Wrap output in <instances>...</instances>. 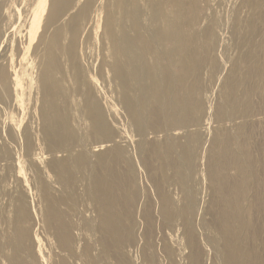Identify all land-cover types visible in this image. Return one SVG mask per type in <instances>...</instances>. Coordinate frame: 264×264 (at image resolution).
Instances as JSON below:
<instances>
[{
    "label": "bare ground",
    "instance_id": "1",
    "mask_svg": "<svg viewBox=\"0 0 264 264\" xmlns=\"http://www.w3.org/2000/svg\"><path fill=\"white\" fill-rule=\"evenodd\" d=\"M240 1L246 17L239 19L243 8L238 7L230 25L240 54L219 83V98L208 105L209 113L202 96L207 89L203 70L210 68L212 79L218 72L214 51L221 20L212 15L205 21L201 0H107L100 39L107 40L109 54L96 70L81 60V46L89 37L86 25L98 10L96 0H84L78 7L76 0H49L33 48L38 107L24 124L12 114V89L18 81L11 78L9 67L0 66V264H134L128 248L137 243L139 179L136 162L116 142L113 108L102 101L105 94L96 86L105 64L138 136L139 165L155 190V199L143 208L144 244L150 248L144 259L159 264L158 251L172 259V248L163 242L157 248L156 241L163 227L172 228L180 219L189 263L202 264L189 178L207 142L201 126L211 114L220 126L207 144L204 162L213 191L210 224L216 236L211 243L223 264H264V120H253L264 116V0ZM39 16L31 19L29 41L39 28ZM36 115L38 125L32 122ZM226 122H234L231 130ZM259 130L262 137L256 138ZM148 133L154 137L147 138ZM79 182L96 212L93 222L73 220L83 198L75 190ZM52 183L61 188L59 196L51 193ZM170 184L184 194L180 208L172 200ZM30 188L38 192L36 200L31 196L30 201ZM34 201L44 204L43 230L54 240V250L51 245L46 254L40 245L36 249L39 210ZM75 229L97 234L95 242L75 235Z\"/></svg>",
    "mask_w": 264,
    "mask_h": 264
},
{
    "label": "rangeland",
    "instance_id": "2",
    "mask_svg": "<svg viewBox=\"0 0 264 264\" xmlns=\"http://www.w3.org/2000/svg\"><path fill=\"white\" fill-rule=\"evenodd\" d=\"M45 1H47V2H45ZM83 1L84 0H76V3H77L76 7H78L79 6L78 4H81ZM106 1L107 0H96V8L99 10V12H98V14H97L98 10L96 12H93L94 17L92 16V18L89 21L90 23L86 25V33L89 34V37H88L87 42H85V44L83 43L81 46V48H82L81 49V53H82L81 60L83 61L82 63L84 65L89 63L88 65L94 70L97 69L100 62H102L103 60H105V61L108 60V54H109V50H108V46H107L108 42L104 38L103 39H104L105 43H104V41H101V39H100L102 22H103V19H102L103 15H101V14H104L103 10H104V5H105ZM207 2L209 3L208 6H206ZM201 3H202V6L204 7V18L203 19L205 21L207 20V17L212 16V15L213 16L215 15L216 18L221 20L220 26L216 29V33L218 32L217 33L218 39H220L222 42L220 40L218 41L219 46H216V49L214 51L215 58L217 59L216 62L218 65V72L219 73L216 71L217 73L215 72L214 78L212 79L210 76V74H211V71L209 70L210 68H206L209 66L207 65L205 67L208 71L206 69L203 70V78H204L203 81L205 79L207 80V82H206V80L204 82L207 89L204 90L205 92L202 94V96H204V98L206 100L208 99L207 101L205 100V104L207 105V107H205L206 111L208 109V112L212 113L210 111V108L208 105L211 104L210 106H212V104L216 103V101L218 100L221 80L223 79V76L226 74V72L231 68L233 61L240 54V48L236 49L238 47V45L236 43V39H235V37H233V35H231L232 34L231 33V27H230L231 22L236 15L238 16L237 11H242L241 9L243 8L244 12L243 11L242 12L244 14L242 12L239 13V17H240L239 19H241V20L246 17L247 12H246L245 7H242L241 5L239 6V4H241L240 0H201ZM41 4H43V5H41ZM41 4L39 5V0H0V11L3 12V15L1 12L2 16L0 17L1 18L0 19V54H2V56L0 55V66H2L4 64L3 66H5L6 68L9 67L8 70L11 73V78L18 81L16 87L14 86L15 87L14 90L12 89V93H14V94H12V96H13V99L15 100V101H13L15 104V107H14L12 114L14 115V117L17 120L22 121L23 124L28 122L27 119L30 118V116L32 115V112L33 111L35 112L37 110L38 101H39L38 99L40 97L38 85L36 83L37 82V79H36L37 78V68H36L37 58L34 55L33 48H34L35 44L37 43L39 35L42 33V30H43L42 27L44 25L45 16L47 14L48 6H49V0H43ZM238 7H240L239 10H237ZM206 8H208V9H206ZM213 12H214V14H213ZM33 13L36 15L37 14L40 15L39 16L40 20H39V25H38L39 28L35 34V37L31 41H29V36H28L27 30H28V27L30 25L31 19L34 16ZM243 16H245V17L243 18ZM202 20L200 21L201 22L200 27H202L203 23L205 22L204 20H203L204 22H202ZM222 34H224V35H222ZM222 38H224V39L222 40ZM102 43H103V45H102ZM234 46H235V48H234ZM222 48H224V49H222ZM219 61H220V63H219ZM1 62H2V64H1ZM86 62H88V63H86ZM10 64H11V66H10ZM108 68L109 67L106 64L103 66L102 74H98L96 77L97 78L96 86L101 91L103 96L105 94L104 97L106 99L104 98V100L102 99V101H105L108 105L110 104L109 106L111 108H113L112 112L114 113V116L116 119V123L114 122L115 125L113 124V126L115 127L116 131L118 132L117 133L118 136L116 137V142H118V144H120L121 146H123L126 149V153L128 154L127 155L128 157L130 155L133 157V158L132 157H129V158L132 159L133 163L136 162V163H134L135 168H136L135 169L136 178H137L136 181L138 179L140 180V181L138 180L136 182V185L138 188V202H137V205L135 208V217L137 220V226H136L137 243L136 244L138 245V247L136 248V246H137L136 244L129 247L128 253L130 255V258L132 260H134L133 261L134 264H149L148 261L146 259H144V256H143V252H145L146 250H147L146 252H149L150 248L146 247L144 244L146 225H145V221H144L142 215H143V208L147 205V203H149V201L152 202L153 201L152 198L155 199V190H154L153 185L151 183H149L150 181H149L148 175L146 173V170L143 168V166L139 165L140 159H139L138 150L136 149L137 148L136 144L138 142V136L135 135V133L133 131V127L131 126V124H129L128 120H126L127 117H125L126 116L125 111L123 109L122 104L120 103V101L118 99V91H116V89L113 87V84L111 83V75H110ZM101 75H102V77H100ZM204 75H205V77H204ZM33 76H34V79H33ZM98 78L101 80H99ZM34 81H35V83H33ZM15 94H18V95H15ZM20 102H21V104H20ZM23 102H24V104H23ZM20 106L22 109L20 108ZM0 107L2 108V106H0ZM20 109L22 110V112ZM25 109H26V111H25ZM25 112H26V114H25ZM28 114L30 116H28ZM116 114H118V115H116ZM123 115H124L125 119H124ZM208 115H207V118L209 117L208 118L209 120L206 121L208 124H205V122H204L201 126L202 127L201 131H202V135H203V140L205 141V139H206L207 142L204 146H202L200 148V151L198 152V156L195 158L196 169L193 172H191V174H190L189 186H190V188L193 192V195L196 199V211H195V215L193 216V220L195 219L194 223L195 224L197 223V225L194 224V226H195L194 229L196 230L195 232L198 233L196 235H197V238L199 237L198 239H199V242L201 244L200 247L202 249V264H223L222 263L223 262L222 257H221V255H219L220 253L216 250L214 245L211 243L212 238L214 236H216V229L210 224V221L212 219V211H211L210 202H211V199L213 196V191H212V188H211L210 183L208 181L207 172H206L205 163H204L205 162V156H206L207 144H208L209 140L211 139V137L214 135L217 128H219L220 126H219V123L214 120V118L211 114H210V116H208ZM256 117H253V120L258 121V120H260V118H261L260 121L264 120V116H262V115H259L257 118ZM22 118H23V120H22ZM120 118H122V119H120ZM121 120L123 123L121 122ZM32 122H35L37 125L39 124L37 115L33 117ZM127 123L130 127L127 125ZM217 123H218V125H217ZM232 123H234V122H228V123L226 122L225 128L228 129V127H231V128H229V130H231L232 129ZM116 124H118V125H116ZM124 124H126L127 127ZM131 127H132V129H131ZM191 128H193V127H191ZM258 133H257L258 136L256 135V138L262 137V134H263L262 130H259ZM148 134L146 135L147 138L149 137V139H150V136L154 137L153 133H151V134L148 133ZM159 134H157L156 137L158 139H161L162 134L161 135H159ZM131 135L134 138H132ZM0 141H1V139H0ZM182 141H183V139H182ZM134 153H136V155ZM59 155H61V154H59ZM44 159L46 161L47 157H44ZM231 173H232V171H230V174ZM138 174H139L140 178L138 177ZM54 184L55 183H52L51 186H52L53 190H50V191L54 195L56 193V196H59L61 194V191H60L61 188L57 184H56V186H54ZM148 184H149V187H148ZM78 185H80V186H78ZM83 187H84V183L79 182V184L76 185V189H75L76 193H78V195L80 194L81 198L83 196V198H82L83 202L82 201L80 202L82 205L80 203L78 204L79 206L77 205V211L79 213L77 212V214L75 216H73V220L74 221L77 220L76 221L77 223L78 222L82 223L83 220L93 222L95 220L94 218H96L95 217L96 212L94 211V208L92 207L90 200L88 198H85L83 195V193H85V187L84 188ZM167 188H169L168 189L169 192L170 191L172 192V193L170 192V194H172L171 197H172V200L174 199L173 201L175 203L176 208H180L183 205L182 203L185 202L183 192L180 190L179 187H177L175 185L170 184L169 186H167ZM30 191H31V193H30ZM79 192H82V193H79ZM29 193H30V197H29L30 201L32 200L31 196H33L34 200H36L35 196H38V192L36 191V189L30 188ZM140 194H141V197H140ZM182 199H184V200H182ZM182 201H184V202H182ZM86 202H87V204H86ZM31 204L33 205V207H35L37 210H39L40 221L38 219L37 225L34 227V232H36L35 238H36V240L38 239L35 242L36 243V249H37V245H40L41 248L43 249L44 253H45L48 251L49 246L52 245V247H53L54 240H53V237L48 232L46 233L43 230L44 224L42 223L40 215H41L42 209L44 208V207H42V206H44V204L39 203L37 201L36 202L34 201V203H31ZM208 206H209V208H208ZM61 207H64V206H61ZM80 210H81V212H80ZM206 210H208V211H206ZM84 214L86 217L84 216ZM202 221H203V223H202ZM176 223H178V224L176 225ZM176 223H174V226H172V228L171 227L170 228L169 227H163L160 231V235L158 233L159 237L157 238V241H156V244L158 246L156 245V247L159 248L163 242V243L168 244V246L170 248H172V250H173V255H172L171 260H168L165 256H163L162 253H160L158 251L159 255L157 254L156 258L158 259L157 261L159 262V264L160 263L161 264H163V263L164 264H167V263L168 264H174V263L175 264H190L189 263V257H188L189 253H190V248L186 244V236L184 235L181 220L177 219ZM83 232L84 233H82L78 229H75V231H74L75 235L78 234V236H80V237L84 236L85 239H87V240L90 239L89 241L95 242V238H96L95 236L97 234H95V233L89 234L88 232H85V231H83ZM83 234H86V235H83ZM81 242H82V240H80L78 245H80ZM47 244H48V247H47ZM96 248H97V245H96ZM53 250H54V247H53ZM204 253H205V255H203ZM176 256H177V258H176ZM159 259H160V261H159Z\"/></svg>",
    "mask_w": 264,
    "mask_h": 264
}]
</instances>
